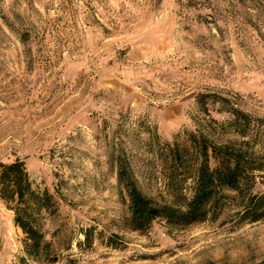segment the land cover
<instances>
[{
    "label": "rangeland",
    "instance_id": "obj_1",
    "mask_svg": "<svg viewBox=\"0 0 264 264\" xmlns=\"http://www.w3.org/2000/svg\"><path fill=\"white\" fill-rule=\"evenodd\" d=\"M221 98L261 149L264 0H0V163L21 161L56 203L33 258L0 200V264H264V216L242 219L229 190L200 221L126 227L117 155L144 195L181 206L191 179L171 190L165 145L248 138Z\"/></svg>",
    "mask_w": 264,
    "mask_h": 264
},
{
    "label": "trees",
    "instance_id": "obj_2",
    "mask_svg": "<svg viewBox=\"0 0 264 264\" xmlns=\"http://www.w3.org/2000/svg\"><path fill=\"white\" fill-rule=\"evenodd\" d=\"M197 102L204 110V95L197 96ZM219 103L230 116L227 123L239 136L247 135L248 138L225 139L215 143L199 132L197 135L189 133L186 144L173 141L165 145L167 180L171 190L179 187L175 178L191 179V193L181 206L154 201L144 195L122 162V155H117L116 180L126 195L128 229L140 230L156 218L175 226L200 221L217 210L225 196L224 190L234 192L239 198L242 219L251 222L264 216V190L250 192L255 173L264 172V143L261 149L255 150L250 143L255 133L250 130L249 115L224 98ZM0 200L12 212L13 224L23 234V251L36 258L47 247L39 219L42 213L48 215L55 211L52 194L45 188L34 189L23 163L15 160L0 163Z\"/></svg>",
    "mask_w": 264,
    "mask_h": 264
}]
</instances>
